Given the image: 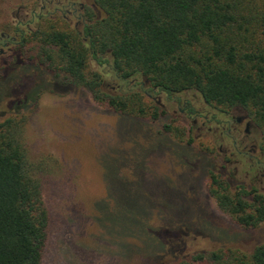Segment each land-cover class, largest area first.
<instances>
[{
	"label": "rangeland",
	"instance_id": "rangeland-1",
	"mask_svg": "<svg viewBox=\"0 0 264 264\" xmlns=\"http://www.w3.org/2000/svg\"><path fill=\"white\" fill-rule=\"evenodd\" d=\"M40 46L31 40L28 56L38 55ZM88 65L87 70L94 68L90 61ZM23 73L0 81V120L14 113L9 100L40 87L19 117L21 143L48 212L42 264H161L169 259L164 255L167 239L183 240L180 259L216 249L250 253L264 243V222L240 226L209 193V171L225 175L232 189L236 181L231 173L237 171V179L244 175L233 163L222 166L219 146H232L219 130L199 132L185 124L164 94L159 98L165 105L162 115L135 118L95 101L86 88L68 84L56 70L35 60L26 63ZM102 77L105 88L115 81L111 74ZM188 94L195 97L196 92ZM144 97L151 99L146 91ZM166 123L184 135L164 132ZM253 131L264 153L263 131L257 124ZM258 157L259 151L253 159ZM261 159L257 175L264 155ZM255 174L245 180L246 189L257 184ZM124 190L138 214L129 212L133 217L119 222L117 215H127ZM127 221L135 227L123 228Z\"/></svg>",
	"mask_w": 264,
	"mask_h": 264
},
{
	"label": "trees",
	"instance_id": "trees-1",
	"mask_svg": "<svg viewBox=\"0 0 264 264\" xmlns=\"http://www.w3.org/2000/svg\"><path fill=\"white\" fill-rule=\"evenodd\" d=\"M94 2L99 14L90 16L86 41L76 32L43 33L38 64L86 88L95 101L120 115L155 120L164 110L157 98L145 100V91L171 96L195 90L216 108L243 107L264 134V0ZM88 61L93 69L87 70ZM103 74L115 80L107 88ZM38 91L32 87L16 99L14 113L0 120V264H42L48 212L21 143L19 117ZM163 131L184 135L171 123ZM209 173V193L222 211L242 227L264 222L263 195L244 185L232 189L221 172ZM124 192L127 215H117L119 222L138 214L129 206V191ZM126 223L123 228L135 227ZM153 241L163 246V240ZM165 241L169 259L161 264H264V243L250 253L216 249L180 259L183 240Z\"/></svg>",
	"mask_w": 264,
	"mask_h": 264
},
{
	"label": "flooded vegetation",
	"instance_id": "flooded-vegetation-1",
	"mask_svg": "<svg viewBox=\"0 0 264 264\" xmlns=\"http://www.w3.org/2000/svg\"><path fill=\"white\" fill-rule=\"evenodd\" d=\"M91 14H99L94 0H0V81L20 78L25 74L23 70L27 62L39 61L36 54L35 57L28 56L27 44L31 40L38 42L43 33L76 32L86 41ZM190 91L171 96L162 92L159 95L147 92V96L157 98V104L163 108L165 105L159 98L164 94L167 101L173 104L174 113L179 111L185 124L199 132L204 128L207 131L219 130L222 140L232 146V149L219 146L222 166L233 163L236 170L240 166L244 175L237 179L238 172H233L231 180L236 181L235 186L244 185L245 180L256 173L255 166L262 162L264 155L257 144L253 120L239 105L216 108L205 102L196 91L195 97H188ZM15 101L9 100L10 109ZM258 151L259 157L253 159ZM255 176L258 182L249 189L264 196V167Z\"/></svg>",
	"mask_w": 264,
	"mask_h": 264
}]
</instances>
